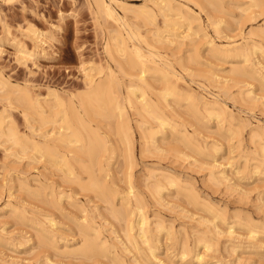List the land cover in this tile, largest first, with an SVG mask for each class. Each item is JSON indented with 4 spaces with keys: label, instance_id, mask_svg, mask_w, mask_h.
<instances>
[{
    "label": "rangeland",
    "instance_id": "374dc122",
    "mask_svg": "<svg viewBox=\"0 0 264 264\" xmlns=\"http://www.w3.org/2000/svg\"><path fill=\"white\" fill-rule=\"evenodd\" d=\"M173 1L171 0L174 5L185 4L184 6L182 4L183 9L190 13L191 20L194 19L191 24L192 30H188L186 26L176 30L180 35L191 34L185 40L181 39L184 44L179 40L182 44L180 46V43L173 45L156 41L154 42L156 44L152 43V39H157V36L152 35L154 28L152 26L145 28L148 24L142 23V20L144 22L147 20L140 15L142 6L147 9L152 6L149 1L147 3L146 0H106L129 28L135 33L137 31L138 36H142L135 37L133 42L126 38L130 56L135 57V49L131 47L135 42L138 43L135 44L136 46L142 47L140 50L146 58L150 56H147L148 53L151 55L156 53L150 58L161 60L165 58V62H169L184 81H181L184 89L182 93L194 92L192 94L195 96L192 99L198 101L199 112L196 114L198 121L192 118L188 109L190 98L184 96L185 98L176 104L178 108L171 103L172 99H168L177 111V115L174 111V115L169 114L167 119L174 126H182L183 131L187 133L186 136L190 134L187 136L188 141L176 137L171 132V124L161 130L158 129L156 122L151 121L149 126L146 124L145 131L148 129L147 131L153 133L155 137L148 138V141L144 140L141 131L134 123V119L138 117L132 114L133 110L127 104H124V111L131 120L134 142L133 159L129 161L124 157L122 145L117 141L116 144L113 142L110 144L113 136L103 132V125L106 126L107 122L114 124L113 120L109 119L105 122L101 117H95L96 121L90 120L94 123L90 122L92 126L97 125L98 130L101 129L99 132L108 139L111 145L109 149L116 150L112 152L109 150L101 156L100 167L95 166L93 168L95 173L92 175L104 181L103 183L110 188V192L115 196L113 200L117 210L122 209L117 206L120 203L119 197L126 193L129 185L134 188V193L138 198L140 197L142 212L148 218L147 224L150 229L148 234L154 238L152 245L155 256L150 258L148 255L141 239L137 237L136 227L131 232L137 239H135L136 246L138 245V248L135 247L137 251L133 246H131L132 250L129 247L126 252L118 249L122 245H117V241L123 237V227L121 228L123 221L118 219L123 215L119 213L117 219L111 214L113 210L106 201L101 198L100 200L96 194H91L92 192L84 191L80 185L77 186L73 177L80 179L81 183L89 181L87 173H82L79 167L73 165L72 179L67 171H63V167L58 168L57 165L52 166V163H48L43 158L39 159L40 153L29 152L33 156L38 155L39 160L29 153H27L28 158H26L27 154L26 157L21 154L16 156L12 154L15 153L14 149H11L12 152L9 150V144L5 146L2 143L0 144V264H104L105 262L106 264H116V262L117 264H133V262L134 264H264V42H260L261 38L257 35L252 36L249 31H255L257 27L264 25V16L256 18L254 22H246V17L241 16L237 8L230 6L229 11L232 13L225 18L235 23H231L227 28L224 27L225 29L217 34L209 26L205 14L192 2ZM224 1L226 3L229 0ZM115 2L118 4L116 5ZM97 11L93 0H0V76L18 85L20 92L23 90L30 94L33 92L32 94L38 96L41 101L46 99L51 102L57 94L64 101L66 98L75 97L73 99L75 104L78 103L77 98L87 92L85 75L94 74L93 70L98 71L100 68L105 70L109 67L115 76L117 75V79L126 84L125 80L128 79L122 77L114 62L123 56L118 55L119 58L116 59V55L115 59H110L108 53L113 52L114 49L112 46L114 40L108 37L109 27L111 28L113 23L110 18ZM130 22L140 26L134 30L135 26ZM197 23L202 26L199 30ZM121 26L119 25V29L124 34L126 26ZM148 29L151 33L147 32ZM35 33L41 34L42 37H36ZM163 35H166V31ZM143 37L145 43L148 40L146 44L141 39ZM246 41L249 42L248 48H251L252 41L259 43V46L253 49V53L252 50H247L246 55L240 54L242 55L240 56L236 51L239 48L237 46L246 44ZM109 47L110 49L107 50ZM187 54H190L191 58ZM246 58H249L248 62L245 61ZM181 62L185 68L180 67ZM250 63H253L252 67L255 65L254 68L257 69L259 76L249 74ZM237 68L244 69L241 76L236 75ZM96 73L94 78L101 76ZM213 77L218 78L219 85ZM208 78L211 80L209 81ZM156 83L155 87L158 88L152 89L154 93L160 88V84ZM124 84L121 86L122 95H126ZM223 86L226 88L224 89ZM147 92L150 98L155 99L152 92ZM14 94L10 92L7 95L13 97ZM247 94L250 95L249 98ZM7 95L0 96V111L4 107L8 108L7 112L11 113L10 116L17 123L20 132L28 134L27 122L23 119L21 111L23 103L18 104L19 101L15 102L12 99L11 104H8L5 101ZM214 100L218 105L212 103ZM207 101L209 106L203 109L202 103ZM27 113L29 116L30 112ZM218 115L220 122L216 118ZM29 117L32 119V114ZM74 157L78 158V156ZM78 159L84 161L80 164L89 166L87 158ZM98 168L101 169L98 171L100 174L97 172ZM211 172H214V175ZM221 172H224V179L219 175ZM68 181L72 183L69 184ZM158 183L163 195L159 201L154 198L152 189ZM50 184L54 189L53 194L50 193L52 192ZM24 185L31 190L34 189L32 190L35 193L34 197H29L34 195L32 191L29 192L32 195H26L28 192L25 191ZM69 185L75 186L69 187ZM38 193H40L39 198L36 195ZM131 205L134 206L133 198ZM132 215L137 219L135 213ZM135 218L133 219L136 220ZM82 219L83 222L90 223L87 225L89 228L85 229L89 238L102 241L101 243L105 241V246L108 245L105 253L95 260H80L79 255L70 257L65 253L60 254L61 249H70L81 244L83 237L76 232V227L81 228L80 223L84 224L81 222ZM158 223L160 227H156ZM214 223L221 230L231 227L235 232L233 234L235 236H231L234 241L222 235L217 241H211L210 248L206 249L202 241L197 242V238L202 235L210 237L212 232L208 230L212 229ZM41 225L54 230L55 235L52 233L51 241L57 247L55 251L58 252H53L54 249L51 247L42 245L44 238L42 240L39 236ZM250 228L256 232L257 243L247 238ZM237 233L239 240L236 238ZM56 235L58 239H53ZM252 241L255 245L251 243ZM183 243L190 248V252L185 257L181 256ZM233 246L236 250L232 252ZM195 252L202 255L201 261H195L193 256Z\"/></svg>",
    "mask_w": 264,
    "mask_h": 264
},
{
    "label": "bare ground",
    "instance_id": "6f19581e",
    "mask_svg": "<svg viewBox=\"0 0 264 264\" xmlns=\"http://www.w3.org/2000/svg\"><path fill=\"white\" fill-rule=\"evenodd\" d=\"M93 1H94V5L96 6V10L101 12L107 18H110L111 23H113V26L111 28L109 27V34H108L109 36L108 37L112 41L114 40L113 41L114 45L112 43V46H114V49H113V52L110 51L108 53H110V55H109V57H111L110 59H115L116 55H117L116 59L119 58L118 55H120V57L123 56V58H121L123 60L120 59L121 61L116 60L114 62H116V65L118 66V68L122 74V77H126L128 79L127 81L125 80L126 84H124L123 81L118 80L116 77L117 75L115 76L113 70H111V68H109V67H106L105 70H103V68H100L98 71L93 70V71H95V73L97 72L101 76L94 78V77H96V76H94L95 73L91 74V75H89V74L85 75V79H86L85 86L87 87V92L83 96L80 93L81 96H79L77 98L78 99L77 101L79 103V104L78 103L77 104L79 106H77V104H75L73 101V99L75 97L72 96L73 99L72 98H66V101H64V99L60 98V96H58L57 94L54 96L53 100L50 99L51 102H48L46 99L42 100L43 101L42 102L41 100L38 99V96L32 94L33 92L31 94L28 91H24V90H23V92H20L18 85L12 84L8 79L4 78L1 75L0 76V96L2 97L3 94L7 95L10 92L15 93L13 97H9L7 95L5 98L6 100L5 99L4 100L8 104H11L12 99L15 100V102H16V100H17V102L19 101L18 104L20 102L23 103V104L22 103L21 104H22V106L24 105L23 106L24 110H23V107L22 108L20 107V108L22 109L21 110L22 115H23L22 117L27 122L26 125H27V128L29 129V132H28V134L25 132H20L21 130L18 129L17 123L10 116L11 113L7 112L8 108L4 107L0 111V141H1L0 144L3 143V144H5V146L7 144H9V146L7 145L9 150L12 152L11 149H14L15 153H12V154L13 155L16 154V156H20L18 154H21V156L24 155L23 157L27 156L26 158H28L27 153H29V152L31 153V151L37 152L36 154L40 153L39 159L43 158L45 161H48V163L49 162L52 163V166L57 165L58 168L63 167L64 168L63 171H67L69 173V176L74 174L73 173V165L79 167L80 170H82V173L83 172H85V174L87 173L86 176L89 177V181L88 180L86 181L87 183H85V182L81 183L80 179H78L76 177H73L74 178L73 179L71 176L70 178H72L75 181L77 186L80 185L81 188L84 189V191H86V192L89 191L90 193L92 192L91 194H96L99 197V199L101 198L102 200L106 201L107 202L106 204L111 206V208L113 210V213L111 212V214H113L114 217H117V219H118L119 217L117 215L119 213H122L123 216H120V218L118 220L122 219V221H123V222L121 221L123 223L121 225V228L123 227L122 228L123 237L122 238L120 237V239H118V241H117L118 242L117 245L120 244V245H122V247L118 248V249H121V251L126 252V250L129 247L132 250L131 246H133L134 248L135 247L138 248V245L136 246V240L137 239L135 238V235L131 232L136 227L137 231H138L137 237L141 239V243L144 244L145 249L147 250V253H149L148 255H150V258H151V256L152 257L155 256L154 255V246L152 245V238L153 237H151L148 234L150 231V229L148 227L149 225L147 224L148 218H147L146 214H143V212H142L141 200L139 199L140 197L138 198V195L136 193H134V191H133L134 188L131 185H129L127 191H125L126 193L119 197L120 203L117 206L118 207L120 206L119 208H122V209L117 210V208L114 207L115 206V203L113 200L115 197L114 194L111 193L109 190L110 188L106 184L103 183L104 181L102 182L100 179L95 178L92 175V173H95V172H93V168L95 166L96 167L99 166V163L101 161L100 160L101 156H103L106 152H109V150L111 152L113 150H115L113 148L109 149V147L111 146L110 144H112V142L114 144L116 141L119 142L120 145H122L121 147H123V149H121V150L124 151V153H123L124 157H126L129 161H132V159H133V143L134 142H133L132 125H131V120L129 119V116H127L125 111H124V104H127V106H129L133 110L132 114L135 115L136 117H138V118L134 119V123H135L136 127L141 131V137L144 140L148 141L149 140L148 138H153V136H154L153 133L147 131L148 129L145 131L146 124L148 125L151 122H153V123L156 122V124L158 125L157 127H159L158 129H161V130L164 129L165 126H167V125L169 126L171 124V126H170V127H172V128H170L171 132L176 137H178L179 139H185V141L187 142L188 141L187 136H190V134L186 136L187 133H185V131H183V129L181 128L182 126L181 127H180V125L174 126L167 119L168 115L175 111V108L171 103H173V104H175V106H177L176 104L178 102H180L182 99H184L185 98L184 96H186V98H190L188 109L190 110V114H191L192 118L197 120L196 114L199 112V109L197 108L198 107L197 106L198 101L195 102L193 100L194 99L193 96H195V95H193L192 93H194V92L188 90L189 91L188 94L182 93V91L184 89L181 86V81L183 79L181 80V77H179L177 75L174 68L172 67V65L169 62H165L166 61V60H164L165 58L163 60L153 58V57L150 58V56L155 55L156 53H154L152 55L148 53L147 56L148 55H150V56L148 58H146L144 56V54L142 53V51L140 50V49H142V47H140L139 45H137V46H139V47H137L135 44H138V43H135V42H134V44L132 43V46H131L132 48L134 47V49H135V51H134L135 57H131L130 56L131 54H129L130 52L128 53L129 46H127V44H126L127 43L126 38H128V40L131 39V41L134 40L135 37L138 36L137 31H136V33L134 31H132L129 28V25L125 23V21L122 19V17H120L115 12L116 10H114L112 8L111 4L107 3L106 0H93ZM110 1H112V0H110ZM148 1L151 3L150 5H152V6L149 5L150 7H148V9L145 8L144 6H142L143 9L144 8L145 9L144 10L141 9L140 13H142V14H140V15H143L144 17L143 16L142 17L145 18V20H147L145 22L142 20V23L147 22V24H148V25L145 24L146 25L145 28L150 27V26H152L154 28V29H152V33H153L152 35L157 36V39H155V40L152 39L153 40L152 43H154L156 41V42H164L167 45H173L176 43L177 44L180 43L179 46L182 45L180 41L183 42V40H181V39L185 40V38L190 37L191 34L180 35V33L177 32L178 31L177 29H180L181 27L186 26L188 30L189 29L192 30L191 24L193 23V20H194V19L191 20L190 13L187 10L183 9V7H182L183 3L182 4L178 3L177 5H174L171 2V0H148ZM148 1L146 0L147 3H149ZM184 1L192 2V4H194L201 12H203L205 14V17H206V20H207L209 26H211L214 29V31L217 32V34H219L223 29H225L224 27L227 28L228 26L231 25V23H235V22H231L229 19L225 18L226 15L230 16V14L232 13L229 11L230 6H233L235 9L237 8L239 10L241 16L244 15L246 17L245 18L246 22H254L256 20V18H258L260 16H264V0H245V1H243V0L242 1L241 0H229L228 2H226L227 4L225 3L224 0H184ZM115 3H116V5L118 4L117 2H115ZM184 5L185 4H183V6ZM138 8H140V7H138ZM138 15H139V13H138ZM237 22H239V21H237ZM130 24H133V23L130 22ZM138 24H139V21H138ZM138 24H137V26H138ZM119 25L126 26V32H124V34H126V36H124V34L119 29ZM141 25H144V24H141ZM238 25H239V23H238ZM133 26H135V25L133 24ZM133 26L131 28H133ZM137 26H135L134 30L138 29V28H136ZM239 26H242V25H239ZM201 27H202L201 24H198V27H197L198 30L201 29ZM256 29L257 30H255V31H251V30H249V31L252 33V36L257 35L258 37H260L261 38L260 42H264V25L260 26L259 28L257 27ZM183 30H185V29H183ZM164 31H166V35H163ZM200 31H202V30H200ZM147 32H150V29H148ZM181 34H182V32H181ZM250 34H247V35H249V37H250L251 36ZM35 35H36V37H42L41 34H38V33H35ZM139 36L142 37L141 35H139ZM192 38H194V37H192ZM141 39H142V41H144V37ZM106 42H107V40H106ZM147 42H148V40L146 41V43ZM188 42H191V41H188ZM143 43H145V41ZM248 43L249 42L246 41V44H238V46L236 45L237 47H239L236 50L237 53H239V55L240 54L246 55L247 50H250V51L252 50L251 52L253 53L254 52L253 49L255 50V48L259 46L258 45L259 43H256V42L253 43V41H252L253 44L250 43L251 48H248L247 47L249 45ZM154 44H156V43H154ZM183 44H184V42H183ZM186 44H187V42H186ZM157 45H160V44H157ZM190 45H193V44H190ZM194 48H195V45H194ZM109 49H110V47L107 50H109ZM148 50H150V49H148ZM149 52L151 53V51H149ZM108 53H106V54H108ZM248 53H250V52H248ZM242 55H240V56H242ZM188 56H189V58H191L190 54ZM249 56H250V54H249ZM248 60H249V58L248 59L246 58L245 61L248 62ZM190 61H192V60H190ZM252 65H253V63L251 64V67L249 68V74L251 76L252 75L259 76L260 74L256 71L257 69L254 68L255 65L253 67H252ZM183 66L184 65H182V62H181L180 67L185 68ZM237 69L238 70L236 71V73H237L236 75L241 76L242 71L244 69L243 70L239 69V68H237ZM131 71H133V72H131ZM97 73H96V75H97ZM245 73H247V72H245ZM208 75L211 76V74H208ZM215 78L213 80L215 82H217L218 78L217 77H215ZM208 79H209V81L211 80L210 78H208ZM155 82H157L156 84H158V85L160 84V88L158 91H156V93H154V91H153L155 88H158V87H155ZM182 82H184V81H182ZM122 84H124V86H125L124 87L125 91H126L125 92L126 95L124 94L125 96L121 94V93H123L121 91L122 90L121 89ZM217 85H219L218 82H217ZM221 87H220V89H221ZM223 87H224V89L226 88L225 86H223ZM26 90H27V88H26ZM29 91H31V90H29ZM147 91H150V93L152 92V94L155 95V99H152L153 97L150 98L149 95L147 94L148 93ZM240 92H243V91H240ZM246 96L248 98L250 97L249 94H247ZM169 97H171V98H169ZM168 99H172V102L170 103V101ZM197 99H199V98L197 97ZM251 99L253 100V98H251ZM42 103L46 104V105L43 104L44 106H46V108H44ZM212 103L218 105V102L215 100ZM207 104H208V101L202 103L203 109L208 108L209 105H207ZM176 108H178V106ZM9 112H11V111L9 110ZM27 112H30L29 116H30V114H32V116H33L32 119H30ZM175 112H176L175 114L177 115V111H175ZM115 115H116V117H115ZM173 115H174V113H173ZM95 117H101L103 120H105V122L108 121L109 119L113 120L114 124L107 122L106 126L103 125V127H104L103 132L105 134L113 136V138L110 139L111 140L110 144L108 142V139H106L102 135V133L99 132V130L101 131V129L98 130L99 127L97 125H96V127H95V125H94V127L92 126V124H94V123L91 122L90 120L94 119L96 121ZM86 118L88 120H86ZM216 118H217L218 122H220L219 115ZM177 126H179V127L177 128ZM199 126H200V123H199ZM201 126H203V124H201ZM195 130H197V129H195ZM173 134H172V136H173ZM37 137H38V139H37ZM117 146H118V144H117ZM61 147H63L64 149ZM114 148H117V147H114ZM61 149L64 151H62ZM4 151H7V150L5 149ZM6 154H7V152H6ZM36 154H34L35 156H33L32 154H30V155L35 157V159H36L38 157V155L36 156ZM31 156H29V157H31ZM74 156H78V158H83V159L87 158V161L89 162V166H87L85 164H80L81 161H79V159L77 157H74ZM39 159L37 158V160H39ZM42 162H43V160H42ZM83 162L84 161H82L81 163H83ZM77 163L80 165L78 166ZM107 164H108V162H107ZM99 169L100 168H98V170L97 169H95V170H97V172H98L101 170V169L100 170ZM76 170H78V169H76ZM211 173H212V175H214V172H211ZM80 174H81V172H80ZM63 175H65V174H63ZM219 175H221V177H223V179L225 178L223 176L224 172L219 173ZM68 182H69V184L72 183V182L70 183V181H68ZM115 183H117V182H115ZM128 184H129V182H128ZM24 186L26 187L25 191L27 190L26 192H28V193L31 192L32 190H34V189H32V190L29 189V187H27V185H24ZM50 186H51L50 188H52L51 184H50ZM70 186H72V185H69V187ZM74 186H72V187H74ZM81 188H78V190H80ZM152 189L154 192L153 195L155 196L154 198H156L159 201L163 196L161 194V188H160L159 183L156 184L155 188H152ZM51 190H52V192H50V193L53 194L54 189L52 188ZM113 191L116 192L115 190H112V192ZM36 192H38V191H36ZM28 193H26V195H32L31 193H33V191L29 194ZM33 194L34 195L29 196V197H34L35 193H33ZM39 194L40 193L36 194L37 197L39 196ZM58 194L59 193H57V195ZM61 197H62V195H61ZM189 197H191V196H189ZM41 198H43V197H41ZM131 198L134 199V206L131 205ZM40 200H42V199H40ZM47 200H48V198H46L45 201H47ZM49 201H51V200H49ZM51 204H53V203H51ZM54 205H56V204H54ZM133 213H135L138 216L137 219L135 218L134 215H132ZM132 216H134V217H132ZM121 217H124V218H121ZM133 218H135L136 220H134ZM84 219H82L81 222H83ZM47 222H50V221H47ZM83 223L85 225L80 223L81 228L80 227L78 228L75 226L76 230H77L76 232L81 234L83 237L81 244H78L76 247H71L70 249H66V248H64L63 250L61 249L60 254L65 253L67 255H70V257L72 255H79L80 260L81 259L95 260L102 253H105V251L107 250L106 247L108 245L105 246V243H104L105 241H103V243H101L102 241L99 242V241H96L94 238H91V237L89 238V236L85 232V229L89 228V226H87V225L90 223H88V224H87V222L86 223L83 222ZM159 224L160 223L156 224L157 225L156 227H160ZM41 226H42V229H40L41 231L39 233V236L42 238V240L44 238V240H43L44 242H42V245L44 247H51L52 249H54V250H52L54 252L57 247H55L53 241H51V237L53 236V234L55 235V232H54V230L52 231L50 229V227L46 228L43 225H41ZM211 227H212V229L208 230V232H212L210 237L206 236V235H202L201 237L199 236V238H197V242L202 241L204 243V247L206 249L210 248V242L211 241H213V240L217 241L220 238V236H222V235L228 236V238L229 237L232 238L235 236V235H233V234H235V232H233L231 227L227 228V230H221L217 225H215V223ZM238 234L239 233L236 234L237 235L236 238H238V240H239ZM248 234H249L247 237L248 239H251L254 242L257 241L258 238H256V232L252 228L249 229ZM81 235H79V236H81ZM170 236H172V234H170ZM97 237H99V236H97ZM54 238L58 239L57 235H56V237H53V239ZM225 238H227V237H225ZM98 239L101 240L100 238H98ZM140 239H139V241H140ZM232 239L234 241V238H232ZM236 241H237V239H236ZM248 241H250V240H248ZM253 241L251 243H253ZM235 245H236V243H235ZM144 246H143V248H144ZM188 247L189 246L186 243L182 244V250H181L182 255L181 256L185 257V255H187L190 252V248H188ZM252 247H254V246H252ZM136 248H135V250H136ZM235 250L236 249H234V246H233V249L231 247L232 252ZM55 252H58V251H55ZM109 253H110V251H109ZM193 256L196 259V260L194 259L195 261L199 262L202 259V255L199 254L198 252H195L193 254ZM134 258H135V256H134ZM97 261H99V260H97ZM101 261L104 262V260H101ZM80 262H82V261H80ZM104 264H106V262ZM116 264H117V262H116ZM133 264H134V262H133Z\"/></svg>",
    "mask_w": 264,
    "mask_h": 264
}]
</instances>
